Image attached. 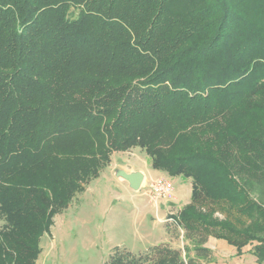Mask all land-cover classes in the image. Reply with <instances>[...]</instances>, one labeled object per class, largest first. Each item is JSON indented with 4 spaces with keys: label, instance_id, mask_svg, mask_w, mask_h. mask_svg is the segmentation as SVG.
<instances>
[{
    "label": "trees",
    "instance_id": "trees-1",
    "mask_svg": "<svg viewBox=\"0 0 264 264\" xmlns=\"http://www.w3.org/2000/svg\"><path fill=\"white\" fill-rule=\"evenodd\" d=\"M135 147L191 179L169 219L192 248L103 264H202L209 237L264 262V0H0V264H35L54 216Z\"/></svg>",
    "mask_w": 264,
    "mask_h": 264
},
{
    "label": "rangeland",
    "instance_id": "rangeland-1",
    "mask_svg": "<svg viewBox=\"0 0 264 264\" xmlns=\"http://www.w3.org/2000/svg\"><path fill=\"white\" fill-rule=\"evenodd\" d=\"M128 151L131 154L126 166L149 172L150 159L144 151ZM147 178L135 192L126 189L127 181L112 182L102 174L91 180L89 191L86 186L85 193H77L69 206L54 216L48 233L40 237L35 264H103L114 247L143 252L157 244L164 231L173 247L191 249L192 244L183 239L182 230L169 219L184 205L171 203L173 192L151 200L145 192L147 184L155 178L150 179L149 175ZM245 248L250 249L251 245ZM189 254L193 255V251Z\"/></svg>",
    "mask_w": 264,
    "mask_h": 264
},
{
    "label": "crops",
    "instance_id": "crops-1",
    "mask_svg": "<svg viewBox=\"0 0 264 264\" xmlns=\"http://www.w3.org/2000/svg\"><path fill=\"white\" fill-rule=\"evenodd\" d=\"M130 150H135L134 151L135 153V152H138L137 150L140 151L141 149L138 147H135ZM125 153L126 155H124ZM130 154L131 152L129 151L128 152L126 151L125 152H114L111 155V161L109 165L106 166V168H104V170L101 171L100 175L93 180H97L102 174L103 177H105L109 181H112V182L115 181V182L122 183L124 181L126 182L127 180H125L119 175V171H124L126 173L141 172L143 174V179H142L141 184L148 179L147 178L148 175L150 179L163 178V179H168L172 182L173 197L172 199H170L171 203L173 202L172 204L185 205L190 201V197H191V179L190 178H184L181 176H169L164 171L153 169L151 167L150 161H149V172L148 171L146 172L140 169L129 168L126 165L130 161L129 160ZM126 184H127L126 189L131 190L133 192L136 191L129 186L128 182H126ZM89 189H91L90 184L87 185L86 191H89ZM163 204L165 203L163 202ZM156 206H160V205L156 204ZM161 210L162 212H165L166 209L161 208ZM156 242L157 243L158 242H169L170 243L169 234L166 231H164V233L159 238H157ZM205 246L211 251V256L209 259L202 261V264H264V262L262 263L257 262L254 255H252V253L250 252V249H246L244 247L241 253L238 254L236 251V248L228 244L223 239L209 237L205 243Z\"/></svg>",
    "mask_w": 264,
    "mask_h": 264
},
{
    "label": "built area",
    "instance_id": "built-area-1",
    "mask_svg": "<svg viewBox=\"0 0 264 264\" xmlns=\"http://www.w3.org/2000/svg\"><path fill=\"white\" fill-rule=\"evenodd\" d=\"M173 184L168 179L157 178L147 184L146 194L150 199H158L171 195Z\"/></svg>",
    "mask_w": 264,
    "mask_h": 264
},
{
    "label": "water",
    "instance_id": "water-1",
    "mask_svg": "<svg viewBox=\"0 0 264 264\" xmlns=\"http://www.w3.org/2000/svg\"><path fill=\"white\" fill-rule=\"evenodd\" d=\"M119 175L127 180L132 189L138 190L140 188L143 179V174L141 172L126 173L124 171H119Z\"/></svg>",
    "mask_w": 264,
    "mask_h": 264
}]
</instances>
